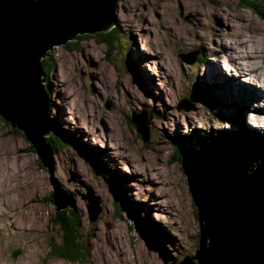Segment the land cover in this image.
I'll return each mask as SVG.
<instances>
[{
  "label": "rangeland",
  "instance_id": "obj_1",
  "mask_svg": "<svg viewBox=\"0 0 264 264\" xmlns=\"http://www.w3.org/2000/svg\"><path fill=\"white\" fill-rule=\"evenodd\" d=\"M114 20L41 60L50 174L73 206L54 209L46 167L0 115V264H180L197 255L200 225L175 154L201 145L176 140L192 131L264 147V113L246 111L263 104L250 86L264 94V16L241 0H120ZM113 30L111 50L97 34ZM252 180L264 195V179ZM72 209L82 262L50 255L63 240L56 218Z\"/></svg>",
  "mask_w": 264,
  "mask_h": 264
},
{
  "label": "water",
  "instance_id": "obj_2",
  "mask_svg": "<svg viewBox=\"0 0 264 264\" xmlns=\"http://www.w3.org/2000/svg\"><path fill=\"white\" fill-rule=\"evenodd\" d=\"M118 1L0 0V115L24 132L46 167L55 210L74 203L55 187L50 174L42 136L54 132L40 60L54 45L109 29ZM218 159H213L219 169L215 173L185 169L193 199L201 207L200 234L197 255L186 256L180 264H264V195L245 171ZM214 207L219 213L212 218L209 210Z\"/></svg>",
  "mask_w": 264,
  "mask_h": 264
},
{
  "label": "trees",
  "instance_id": "obj_3",
  "mask_svg": "<svg viewBox=\"0 0 264 264\" xmlns=\"http://www.w3.org/2000/svg\"><path fill=\"white\" fill-rule=\"evenodd\" d=\"M241 5L264 16L262 10L259 9L261 8V4L256 3L254 0H241ZM115 35L116 33L114 30L110 33H98L97 41L106 44L108 48L112 50L114 48L113 41L116 38ZM79 38H84V35L79 36ZM79 48L80 46H78V43H70V49L79 50ZM49 60H51V56L43 60L45 70L47 66H53ZM45 74H48V70ZM187 135L189 137L181 136L179 140H176L175 144L186 146L190 145V140H194V145L197 144L196 147L201 145V148L213 149L217 154L221 152L224 159L246 170L251 179H255L259 183L264 179V147L253 149L252 141L248 138H243L241 140L237 138H227L226 140L221 139L217 142V140H213V138L207 136V134L200 136L199 134L197 135L196 132L190 131ZM80 221L81 218L75 209L70 210V213L63 214L60 219L56 218V225L58 224L59 228L63 231L61 237L63 240L58 244L56 240L50 243V245H53L52 247L50 246V255H56L62 259H69L71 262H82V260L86 258L85 248L78 242L76 234V232L78 233L79 231Z\"/></svg>",
  "mask_w": 264,
  "mask_h": 264
},
{
  "label": "bare ground",
  "instance_id": "obj_4",
  "mask_svg": "<svg viewBox=\"0 0 264 264\" xmlns=\"http://www.w3.org/2000/svg\"><path fill=\"white\" fill-rule=\"evenodd\" d=\"M236 59V58H235ZM42 60V59H41ZM41 60H40V66H42V62H41ZM237 60V59H236ZM255 59H253V61H254ZM216 61V60H215ZM213 62V61H212ZM247 66V65H246ZM252 68L251 67V64H248V66L246 67V71H247V68ZM239 70H240V73L242 72V69L243 70H245V68H242V66H239V68H238ZM219 72V71H218ZM245 72V71H244ZM239 73V74H240ZM42 76H43V74H42ZM239 77L238 78H235L234 79V81L236 80V83L238 84H240V86H238V88H240L241 87V80H243V79H246V78H244V76H241V75H238ZM246 77V76H245ZM249 77V76H248ZM264 79V78H263ZM261 80L263 83H264V80ZM43 80V79H42ZM255 82V81H254ZM253 82V83H254ZM41 84L43 85V81L41 82ZM242 86H244V83H242ZM246 87H249V86H246ZM250 88H251V91H255V89H256V91H255V94H254V96H255V99H260V97L263 99V104H264V94H262L261 95V91H260V89L259 88H257L256 86H250ZM43 89H45L44 88V85H43ZM243 92L245 91L244 90V88H243V90H242ZM44 94L46 95V93H45V90H44ZM216 94V93H215ZM256 101H258V100H255L254 102V105L252 106V108H250V106H248L247 107V109L248 110H246V111H252L251 113L254 115V117H255V119H256V121H257V119H258V117H259V115L261 116V115H263L262 113H264V107H261V106H264L263 104L261 105V104H259V102H256ZM245 111V112H246ZM255 111H257V112H259V114H257L256 116H255ZM244 112V113H245ZM248 113V112H247ZM250 113V112H249ZM57 115V114H56ZM244 115V114H243ZM261 118H263L264 119V116L263 117H261ZM259 120V119H258ZM263 123H264V120L262 121ZM14 125V124H13ZM259 125V127L261 126L260 124H258ZM264 125V124H263ZM140 129V128H139ZM141 130V129H140ZM139 130V132L140 133H142L143 135H144V132H143V130L142 131H140ZM246 130V129H245ZM202 150H206L205 148H201L200 150H195L196 152L194 153L193 151H191L190 149H181L180 150V154L178 155H176L175 154V156H176V160L178 161V159L180 160V162H181V165H182V169H183V171H184V174L187 176V174H186V171H185V169H187V168H190L191 170H195V167H197V171H203L205 168L210 172V173H215L216 171H218L219 169H218V167H217V165L216 164H214L213 163V159H218V154H216L215 152H213V151H211V155L210 156H207V154H206V156H205V154H202ZM209 152H210V150H209ZM177 157H180V158H178L177 159ZM221 160H223V158H220ZM224 161V160H223ZM198 162V163H197ZM201 169V170H200ZM207 175H209L208 173H207ZM253 181V180H252ZM187 182H188V185H189V178H188V176H187ZM254 182V181H253ZM255 183V185L256 186H258L259 187V185H257V182H254ZM224 185H226V184H224ZM220 192L222 193V188L220 189ZM219 199H220V203L222 204V205H225L224 204V200H223V197L222 196H219ZM197 200V199H196ZM115 201H117L118 203H119V201H118V199H116ZM192 202H193V206L195 207V209L197 210V212H196V216H198L199 215V213L201 212V207L200 208H198V204H197V202L193 199V196H192ZM215 209L214 210H209L210 212H211V217L212 218H214V215H215V213L217 214V213H219V211H218V207H214ZM222 208V207H221ZM129 213V212H128ZM130 219H131V215L129 214V216H128ZM198 218V217H197ZM132 219H133V217H132ZM225 240H223V242H224Z\"/></svg>",
  "mask_w": 264,
  "mask_h": 264
}]
</instances>
